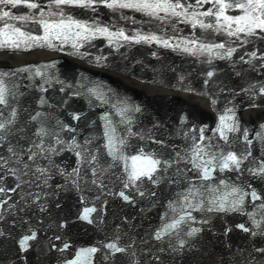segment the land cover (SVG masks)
<instances>
[{
    "label": "water",
    "instance_id": "1",
    "mask_svg": "<svg viewBox=\"0 0 264 264\" xmlns=\"http://www.w3.org/2000/svg\"><path fill=\"white\" fill-rule=\"evenodd\" d=\"M38 2L45 6V20L52 23L59 19L50 14L55 6L50 10L49 0ZM211 7L204 4L196 11ZM3 10L12 15L35 11L11 6ZM64 11L90 25L95 20L110 32L123 29L129 36L137 32L156 35L168 40L170 47L156 41L135 43L116 37L110 44L109 38L99 33L94 36L85 33L89 36L85 40L76 37L75 33L81 30L75 27L65 38L56 35L58 28L46 34L42 24L6 20L7 24L19 27L25 36L18 37L12 28L5 29L8 37L0 33V42L10 38L21 43L20 48L11 45L0 48V54L39 51L49 55L16 65L0 62V72L8 73L2 77L8 90V105L0 106V121L6 122L12 110L16 111L15 124L9 126L11 132L5 133L7 139L0 145V155L5 159L11 156L7 151L9 142L20 155L28 148L38 151L34 144L40 143L41 137L35 133L41 127L56 132L64 143L57 145L54 137H43L45 149H62L58 154H50V160L40 153L33 163L23 155L32 164L33 173L37 166L48 169L46 184L44 178L36 179L39 174L34 173L24 177L26 182L13 192L11 189L19 181L9 168L17 166L10 161L0 170V187L7 190L0 193V264H73L77 260L79 264H264V252L258 251L264 249V212L259 208L264 202V177L249 171L264 165V119H258V115L253 119L255 113L264 109V94L260 92L264 88V68L253 70L239 60V56L254 47L264 50V42L248 37L253 43L240 47L232 43L235 38L225 31L206 32L199 25L193 28L184 16H169L162 22L131 9L113 11L103 4H97L95 11L68 7ZM225 15L235 17L242 15V11L233 6L225 9ZM36 18L40 19L38 14ZM198 20L215 24V17L199 16ZM4 23L0 21V29H4ZM28 35L46 37L41 42L43 46H37ZM192 40L197 43L193 45ZM200 43H225V49L214 48L209 53L200 50ZM74 44L78 47H73ZM185 47L193 49L194 54L184 51ZM229 47L237 48L231 58L220 59L215 54ZM97 57L102 59L97 62ZM260 63L253 62L257 66ZM23 68L29 70L15 71ZM37 69L42 75H36ZM209 72L213 76L209 77ZM180 94L189 95L193 103ZM41 98L46 103L41 104ZM37 112L41 115L33 121L31 117ZM74 114L80 119L74 120ZM104 116L110 121L108 129L101 119ZM221 116L231 117L225 123L238 127L237 132L227 133V142L216 132ZM61 125L74 131L61 130ZM111 128L116 129L114 138L119 149L116 155L122 159L114 160L108 154L104 132ZM245 130L251 145L243 139ZM73 138L80 145L91 140L87 159L95 155L96 161L81 163L84 154L76 155ZM195 144L205 146L208 153L205 160L212 154L218 157L211 180L197 179L192 164L187 163ZM209 144L212 147H207ZM229 151L237 155L251 152L238 172L219 170L222 157ZM133 156L141 159L133 162ZM149 156L167 161L172 167L155 174L158 184L147 178L131 181L133 166L144 169V158ZM76 168L80 169L79 177L69 176ZM220 179L228 187L220 185ZM189 180L197 187L204 184L217 188L216 196L229 193L235 186L248 193L255 191L262 199L253 201L246 196L243 211L185 209L181 205L186 202L177 193L184 192ZM121 192L129 197L127 201L120 196ZM204 196L211 199L209 193ZM201 199L204 197L198 195L191 203ZM86 208L96 209L90 214L92 223L80 218ZM186 212H191L195 219L187 220ZM181 215H185V222L165 231ZM253 217L260 221V228L254 226ZM241 224L250 231H243L238 227ZM192 228L200 231L190 237L187 233ZM33 234L35 238L23 247L21 241ZM109 243H116L125 251L113 253L107 247ZM92 248L96 251H84Z\"/></svg>",
    "mask_w": 264,
    "mask_h": 264
},
{
    "label": "snow or ice",
    "instance_id": "2",
    "mask_svg": "<svg viewBox=\"0 0 264 264\" xmlns=\"http://www.w3.org/2000/svg\"><path fill=\"white\" fill-rule=\"evenodd\" d=\"M97 4H103L109 9H112L115 11L116 9H131L138 12H142L145 15H148L150 17H153L154 19L164 21L166 17H172V18H180L181 16H184L187 22H190L192 24L193 28H196L197 25L204 31L212 30L214 32L219 33L221 30L225 31L229 37H234L235 39L232 40V43H238L240 47H244L248 43H253V41H249L248 37H254L255 40H259L261 42H264V0H233V3H225L224 0H49V3L47 7L51 10L53 6H55V11L50 12L51 15L57 16L59 19L57 21H54L52 23H49L48 20L44 19V7L38 0H0V21H4V29H0V33H3L5 37H8V33L5 31V29L12 28V31L14 34H18V37H24L25 33L21 31L19 27H16L15 25H9L7 24V19H13L17 21H21L24 23H27L29 21L36 23V24H42L43 28L45 29L46 34H51V30L53 28H58L60 31L59 33H56L57 36L64 35L65 38H67V33L71 31L73 27L80 29L81 31H78L75 33L76 37L82 38L87 40L89 38L88 35H85V33L91 34L94 36L95 34L99 33L100 35L107 36L109 38V43H112V38H122L125 41H133L135 43L145 42V43H151L153 41H156L158 43H163L165 47H170V44L168 40H162L160 37H157L156 35H141L139 32L136 33L135 36H129L126 35L123 29H119L115 32H110L109 28L107 26L101 27L98 24H96L95 20L92 21V24L90 25L88 21H81L75 19L71 15H67L64 11L66 7L68 8H80V9H91L92 11L96 10ZM204 4H211L212 7L208 8L207 10L203 12H197L196 9L203 7ZM8 6H11V8H24V9H31L35 10L34 12H30L27 15H12L10 11L3 10L4 8H7ZM235 7L236 9H239L242 11V15H238L235 17L227 16L225 15V9ZM213 9H216L213 11ZM191 10V11H190ZM165 13V16H161L160 13ZM37 14L39 15L40 19H37ZM199 16L204 17H215V24L214 23H205L203 20H198ZM127 19V17H122ZM221 18H223V21L225 23L221 24ZM135 23V20L132 21ZM173 21L169 20V23H172ZM216 25H221V27H216ZM235 25V27H233ZM29 40H32L35 42L37 46H43L41 43L46 39V37H40V36H31L28 35L27 37ZM21 41L19 40H12L10 38H6L4 41L0 42V48L6 47L11 45L12 48H20ZM193 45H195L197 42L195 40L190 41ZM30 47V45H29ZM73 47H78V45L74 44ZM199 48L201 51H206L211 53L214 48L216 49H225V43H216L212 45H207L204 43H200ZM184 51L193 53V49L184 48ZM237 51V48L235 47H229L226 51L223 53H215L217 56H219L220 59L225 58H231L233 54ZM245 56L248 57V59H245ZM102 58L97 57V62H99ZM239 60L245 64L250 65L253 70H258V68H264V50H261L260 48L254 47V50L252 51H246L244 55L239 56ZM260 61L261 63L257 66L254 65V61ZM28 68L23 69H17L15 71H28ZM14 74V73H13ZM8 73L0 72V106H7L8 105V99H7V93L8 90L6 87H4V80L2 77L7 76ZM36 75L40 76L42 75L39 71V69L36 70ZM209 77L213 76L212 72H209L207 74ZM44 91V89H41ZM63 91V89H61ZM260 92L264 94V88L260 89ZM41 104L46 103V101L41 98L40 100ZM215 103V101H213ZM136 111H139V108L135 109ZM228 111H231L230 109ZM0 115H2V108H0ZM41 115V113L37 112L35 115L31 117L33 121L37 120V118ZM15 117H16V111L15 109L11 112V118L8 119L6 122L0 121V145H3L4 141L7 139V136L5 133L11 132L10 125L15 124ZM74 120H79V115H73ZM106 123L105 127L106 129L110 126V121L108 120L107 116L102 117ZM226 119H231V117L227 116H221L220 117V124L218 125L216 132L219 133L220 139H223L225 142L228 141V135L229 132H237L238 127L236 125H230L225 123ZM264 127V125H262ZM61 130H67V131H74V129L61 125ZM116 129L111 128L110 130H106L104 132V135L108 138V144L106 145L108 149V154L113 157L114 160L116 159H122V156H117L116 153L119 151V149L116 147L115 144V138L114 133ZM201 133L203 132V129L200 130ZM36 136L41 137V142L34 144V147L38 149V151H33L32 148H28L26 152L23 153V155H27V158L29 161H32L35 163V158L40 154H45V159H51L50 154H58L60 150L55 147L45 149L43 147V137L45 136H52L55 138V144L57 145H63L64 141L59 138L58 134L56 132H49L46 131L43 127L39 129L35 133ZM259 136L260 134L257 133ZM243 139L246 142L247 145H251L252 141L248 139L247 130H245L243 134ZM201 140H203V135H201ZM91 143V140H85L83 145L77 144L75 142V139L73 138L72 146L73 149L76 150V155L78 157L82 156V153L84 156L81 159V163H92L96 161V156L92 155L91 159H87L88 154V147L87 145ZM119 143L121 145L124 144L123 140H120ZM207 147H212L211 144L207 145ZM7 151L11 154V156L8 159H5L2 155H0V170H3V168L6 165H9L10 161L12 164L16 165L15 168H9L10 173L13 176H16L19 183L16 184L15 188H12L11 191L15 192L17 188L21 187L22 183H25L24 177L30 176V174L38 173L39 175L36 177V179L44 178V183H47V173L48 169L41 168L39 166L35 167L34 173L32 164H29L23 159V155H20L16 152L14 147L9 142ZM208 155V153L205 151V146H202L201 144H195L193 146V156L190 160L187 161V163L192 164L193 170L197 173V179L208 181L213 179L212 172L215 170L213 165L214 162L218 160V157L216 154H212L210 159L205 160L204 156ZM251 156V152L248 151L247 155L240 154L237 155L235 152L229 151L227 155H224L222 157L223 163L219 165V170L223 172L224 170L228 169L230 171H239L241 169V165L243 162ZM14 158V159H13ZM133 162L141 159L139 156H133L131 158ZM145 164L146 167L141 170H137L135 165L132 168V171L129 175V179L131 181H140L142 178H147L149 181H151L153 184H158L160 181L156 178V173L158 171H166L167 168L172 167V164L167 161H161L160 159H154L151 156L145 157ZM197 161H200L199 163ZM179 171V169H177ZM79 168H76L73 170L72 173H69V176L75 175L79 177ZM93 175H95V169L92 170ZM249 171L252 172L254 176H261L264 177V165H261L257 169H250ZM63 174V173H60ZM172 182H178V181H172ZM75 184L76 181H73ZM95 183V181H93ZM220 185H224L225 187H228V185L225 183V180L220 179L219 180ZM125 187H128V184H125ZM201 189H204L203 192H201ZM7 191L5 188L0 187V193H4ZM218 191L217 188H212L211 186L201 184L199 187H197L194 183L189 180L188 187L184 190L183 193H177L178 196H182L183 201H185V204H182L181 207L185 209H192L194 211H201L206 210L208 212L216 211V212H229V211H243V204L245 201L246 196H250L253 201L255 200H261L262 198L257 195L255 191H252L251 193H248L244 191L242 188H237L235 186L231 187V191L229 193H226L222 196H216L215 193ZM209 193L211 195V199H208L204 196V194ZM141 195H144V193H140ZM155 193H152L154 195ZM204 197V199L199 200L196 204L191 203V200L196 199L197 196ZM120 196L124 200H128L129 197L125 195L124 192L120 193ZM229 196L234 197V199L229 200ZM205 200H207V206L205 204ZM6 203V201L4 202ZM170 207L172 205L170 204ZM259 208L264 212V202H261L259 205ZM175 207H173V211H175ZM95 208H86L84 210V213L80 217L83 220H87L89 223H92V220L90 219V214L92 212H95ZM187 220H194L195 217L191 215V212H186ZM185 222V215H181L177 220H175L173 223L166 226L165 231L168 229H176L179 227V225ZM205 223L207 221H204ZM254 226L256 228L261 227L260 221H256L253 217ZM63 226V225H61ZM243 231L249 232L250 229L245 227L243 224L239 225ZM200 229L198 228H192L187 235L188 236H194L196 233H198ZM255 235L256 233H252ZM160 233L157 234V239L160 238ZM35 234H33L30 237H25L21 241V245L23 247L27 246V241L29 239H34ZM183 244V242H182ZM67 247V245H65ZM109 249L113 251V253H119L125 251V249L120 248L117 246L116 243H109L107 245ZM88 253L95 252L96 249H87L84 250ZM258 251L264 252V249H259ZM73 264H79V260L73 261Z\"/></svg>",
    "mask_w": 264,
    "mask_h": 264
},
{
    "label": "bare ground",
    "instance_id": "3",
    "mask_svg": "<svg viewBox=\"0 0 264 264\" xmlns=\"http://www.w3.org/2000/svg\"><path fill=\"white\" fill-rule=\"evenodd\" d=\"M48 55L49 54L47 53L39 52V51H35V52L27 53V54H18V55L17 54H8V55L0 54V62H5L10 65H16V64L26 63L30 61L39 60V59H45L48 57ZM180 97H183L193 103V99L190 98L189 95L180 94ZM257 115L259 116L258 119L263 120L264 119V109L255 113L253 119H257Z\"/></svg>",
    "mask_w": 264,
    "mask_h": 264
}]
</instances>
